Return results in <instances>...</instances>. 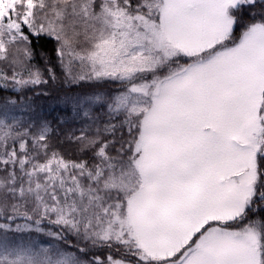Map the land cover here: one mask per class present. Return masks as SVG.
<instances>
[{
    "label": "snow or ice",
    "instance_id": "snow-or-ice-1",
    "mask_svg": "<svg viewBox=\"0 0 264 264\" xmlns=\"http://www.w3.org/2000/svg\"><path fill=\"white\" fill-rule=\"evenodd\" d=\"M41 37L124 88L72 99V159L0 104V264H264V0H0V88L47 83Z\"/></svg>",
    "mask_w": 264,
    "mask_h": 264
},
{
    "label": "trees",
    "instance_id": "trees-1",
    "mask_svg": "<svg viewBox=\"0 0 264 264\" xmlns=\"http://www.w3.org/2000/svg\"><path fill=\"white\" fill-rule=\"evenodd\" d=\"M32 42L37 52L43 51L50 57V63L48 65H45L44 62L40 60L39 56H37V58L33 61V63L39 65L44 71L43 79L46 80L47 83L29 85L19 92L14 91L11 86L7 88H0V104L4 103L6 99H14L19 103L20 98L22 97L24 101L23 108H18L16 114L20 116L22 120L28 122H32L36 115H39L41 119H47L50 121L53 129L55 130L52 134V145L61 151L66 158H76L75 153L70 149L69 145L61 142L65 141L66 135L70 132H74L75 135L80 134L79 129L83 126L82 118L77 120L71 119L72 111L70 110V107H66V105L59 107L58 105H55L56 100L63 101L66 98H75L78 95L90 94L97 90H114L117 86V82L74 80L72 77H75L80 72L79 65H74V73L71 74L72 77L69 76L56 57L54 51L56 47L55 41L50 40L48 37H41L39 39L32 38ZM48 68L53 69L56 76L55 80L48 75ZM61 119L65 122L60 123ZM58 123L59 128H57ZM5 222L7 221L3 217H0V223ZM16 224H21V219L16 218L13 223V227H15ZM52 229L53 231H61V229L56 226H52ZM67 235H69V239L73 243L76 242V238L74 236H71V234ZM34 236L38 237L37 234ZM43 242L44 240L41 241V243ZM58 242L60 244L62 243L60 241ZM68 250L74 251L75 249Z\"/></svg>",
    "mask_w": 264,
    "mask_h": 264
},
{
    "label": "rangeland",
    "instance_id": "rangeland-1",
    "mask_svg": "<svg viewBox=\"0 0 264 264\" xmlns=\"http://www.w3.org/2000/svg\"><path fill=\"white\" fill-rule=\"evenodd\" d=\"M72 73H74V65L72 66V72H71V74ZM72 77V76H71ZM115 82H117V86L114 88V90H110V89H105V90H97V91H93V92H111V93H114V92H117V91H122L123 90V88H124V85H122L120 82H118V81H115ZM0 83H2V82H0ZM9 83V86H11L12 87V85H11V82L9 81L8 82ZM92 92V93H93ZM74 98V97H73ZM73 98H66V99H64L63 101H61V100H56V102L55 101H53V102H55V105H58L59 107L60 106H63V105H68L69 107H70V105H71V101H72V99ZM60 101V102H59ZM54 105V106H55ZM70 110H71V107H70ZM93 115H96V114H94L93 113ZM105 119H107V117H105ZM120 119H122V117L120 118ZM261 215H264V213H261ZM18 219H21V224H24L26 221L23 219V218H20V217H18ZM52 226H54V225H49L48 224V222L47 221H44V223L41 225V227H43L44 229H45V231H47L48 230V228H51L52 229ZM57 227V226H56ZM60 229V228H59ZM53 230V229H52ZM35 234H37L38 235V237H36L37 239H39L40 241H43L44 240V242L43 243H48V242H50V243H54V244H60L58 241H54V239H52L51 237H47V236H44L43 234H40V233H35V232H33L32 233V235L34 236ZM84 245V242L83 241H81V246H83ZM60 246L61 247H64V245H63V243H61L60 244ZM71 251V250H70Z\"/></svg>",
    "mask_w": 264,
    "mask_h": 264
}]
</instances>
